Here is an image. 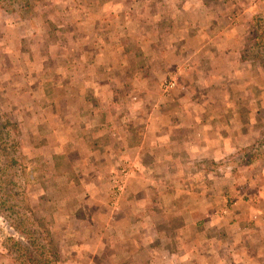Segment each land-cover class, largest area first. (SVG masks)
<instances>
[{
    "label": "rangeland",
    "instance_id": "1",
    "mask_svg": "<svg viewBox=\"0 0 264 264\" xmlns=\"http://www.w3.org/2000/svg\"><path fill=\"white\" fill-rule=\"evenodd\" d=\"M163 1L115 13L102 9L98 0H37L23 16L0 4V138L8 167L0 174V187L6 188L7 196L13 195L8 204L0 201V251L8 254L13 264H68L66 260L83 264V256L78 257L82 253H72L71 246L88 244L89 232L103 227L114 225L129 230L132 221L119 215L147 212V204L142 203L147 200L152 215L159 216L158 225L171 221L168 236L164 237H168L166 245L172 255L178 252L177 239L182 237V264H264V244L251 251L262 256L260 260L249 258L242 250H236L234 257L217 260L222 253L217 249L208 251L210 237L199 231L216 221L215 215L207 219L190 217L185 223L175 213L182 208V212L205 216L220 207L217 216L228 214L236 202H232L228 183L245 175V190L251 192H240L241 184L236 183L237 195L246 200L243 211L249 205L259 207L257 197L250 195L260 188H250L249 181L262 174L264 156L259 162H251L250 158L259 151L264 155V128L259 133L260 145L256 138L255 147L216 162L203 156L182 161V149L177 148H171L172 157L165 168L156 165V158L166 155H155V169L143 165L151 162L146 154L133 162L134 146L149 148H142L148 152L156 146L164 150L167 145L155 132L150 137L142 135V141L130 138L141 127L146 132L149 124L146 117L137 115L139 107L142 112L147 108L133 107V114L130 109L131 89L137 84L141 88L145 77L141 70L138 75L123 74L122 68L150 67L146 52L148 46L156 45L163 51L159 55L165 72L157 73L161 80L153 76L157 78L150 96L159 101H152L154 109H159L161 102L181 98L185 87L182 42L178 41L182 39V27L187 26V16L182 14V0ZM199 1L209 8L206 12L204 7V16L217 19L225 34L244 37L240 49L244 50L253 16L264 14V0ZM109 14L112 25L107 21ZM249 61L264 73V63ZM99 82L106 83V93H110L102 95L101 100L99 90H105ZM119 90L123 93L118 97H127L121 99L126 102L114 98ZM139 101L133 103L140 105ZM129 114L120 121L119 116ZM138 116L146 121L137 126L130 119ZM119 122L127 134L116 138L110 127L116 128ZM173 141L174 145L180 144V138ZM118 163L121 165L116 168ZM210 198L218 201L215 207L208 205ZM16 204L23 206L30 218L24 224L25 230L17 228ZM115 210L119 212L117 219L105 217ZM237 222L235 219L234 224ZM180 230L182 236L178 235ZM129 234H122L123 241ZM107 239L111 246L116 242L113 234ZM124 248L120 247L121 253ZM6 262L0 257L1 264Z\"/></svg>",
    "mask_w": 264,
    "mask_h": 264
},
{
    "label": "crops",
    "instance_id": "2",
    "mask_svg": "<svg viewBox=\"0 0 264 264\" xmlns=\"http://www.w3.org/2000/svg\"><path fill=\"white\" fill-rule=\"evenodd\" d=\"M156 1L158 2V0H125V3H120V0H98V4L104 6L102 8L104 10L109 9L113 12L120 10L121 12L123 8L139 9V7L156 3ZM165 1L168 2V0L163 2ZM164 4L158 3L156 5ZM204 7L207 12L209 8L199 0H193L190 3H185L182 0V14L187 16V26L182 27V39L178 41L182 42V86H185L182 88L181 98H172L167 102H161V107L154 109L152 101L155 103L159 101L153 100L150 96V89L153 90V83L157 78L153 76L155 74L161 80L162 76L157 73L164 74L165 72V68L161 66L163 62L159 55V52L163 53V51L159 49V46H148L146 56L149 58L148 64L150 67L141 66L142 68L139 69L138 66L122 68L121 70L124 71L123 74H132V76L134 74L138 75L141 70L140 74L145 77L141 88H138L137 84L136 89H131L130 109H132L131 114H133L135 110L133 107L143 106V108H147V111L142 112L141 107H139L137 115L140 114L146 117L149 124L145 127L146 132L141 131L143 128L141 127L134 130L135 132L130 135V138H138L142 141V135L150 137L155 132V136L157 134L161 136L160 142L167 145V148H165L167 150H160L162 146H156V149L153 150L154 147H152L148 152L142 150V148L149 149L144 146L141 148L137 145L133 147L131 155H136L133 162L139 160L140 154L151 157L150 163L143 164L147 165L148 169H155V155L158 156L159 154L167 157L156 158L159 163L156 165L165 168L166 163L172 157L171 148L182 149V161L191 158L199 159L203 156L216 162L224 157L227 158L237 154L241 150L245 151L249 146L255 147V139L260 140L261 138L259 133L261 128H264V73L254 69L250 65L251 62L244 59V52L240 50L242 49L244 37L234 38L228 32L225 34L224 28L218 23L217 19L214 20L211 17L204 16L206 13ZM201 8L202 12L200 14ZM111 17L112 15L107 21L112 25ZM151 58L154 60L152 61ZM106 70L109 69L105 68ZM130 81L133 86V77ZM99 84L103 86L100 88L105 90V93L99 90L98 95L101 100L102 95L107 97V94L110 95V93H106V87H108L106 83L99 82ZM83 90L85 89L83 88ZM89 91H91V88H89ZM120 91H117L118 94L114 98L123 101L121 99L127 97L119 98L123 93V91ZM114 93L116 94V91ZM123 95H127V93ZM140 96H144V98L142 99ZM136 100H140V105L133 103ZM84 101L87 103V99L84 98ZM122 107L124 106L119 108ZM125 107L128 106L125 105ZM151 108L152 111H150ZM175 112V116L171 115ZM131 114L119 116L120 121L131 116ZM151 118L152 122H149ZM131 121L138 126L139 123L146 120L140 119L138 116L136 119H130ZM115 127V130L111 127L110 129L116 138H121L127 134L125 132L127 129H122L121 122ZM175 138H180V144H173ZM258 144H261V140L258 141ZM120 149L117 150L118 153H120ZM244 155H247L246 152ZM173 156L178 155L174 154ZM262 156L264 155H260L259 151L258 154H253L250 160L251 162H259ZM120 165L121 163H118L116 168H119ZM245 176L233 179L232 182L228 183L232 202L236 201L234 208L229 210L228 214L217 216L220 207L210 211L205 216L197 212H182V208L181 211L175 212L185 223H188L187 219L190 217L192 219H207L209 215H215L216 221L209 222L207 229H197L200 232L207 233L206 236L210 237L208 239V243H210L208 251L217 249L222 253L217 260L223 257H234L236 250L245 251L249 258L257 260L262 258L260 255H253L251 251L261 248L264 244V179L262 178L264 177V170L262 174L251 177L249 181L250 188H260L257 192H255V188L252 191L253 194L250 195L251 197H257L259 207L253 208L249 205L243 211L242 205H245L246 200L244 197L237 195L239 191L236 183L241 184L240 192L250 191L249 188L245 190ZM213 198H210L211 202H207L210 207H215L218 202ZM198 199L200 200L201 197ZM157 201L161 203L159 199ZM180 202H182V199ZM142 203L147 204V212L133 211L119 215L122 218H130L133 226L129 230L117 228L113 225L103 227L99 231L89 232L91 241L88 244L71 246V252L78 251L82 253L78 254V257L83 256V264H182V237L177 239L179 242L178 252L172 255V251L167 249L166 245L168 237H164L165 234L168 236L171 221L158 225L159 216L152 215L154 212L148 208L151 204L150 200L142 201ZM164 203L167 204V202ZM199 204L201 205V203ZM118 213L116 210L111 211L106 213L105 217L110 219L116 217L117 219ZM111 214L115 216H111ZM235 219H238L236 224H234ZM105 223L107 224V221ZM99 232L101 237L98 241V239L96 240V234ZM124 232L130 234L125 235V237H128L123 241L124 236L122 237V234ZM110 234H113L114 240H116L112 246L109 239L106 240ZM159 235L162 237L158 242L156 237H160ZM178 235L182 236V230L178 231ZM114 246L119 249L114 248ZM121 246H125L122 253ZM130 249L131 252H129ZM117 251L120 253L116 255ZM0 257L7 261L6 264H13L12 259L5 252L0 251ZM66 262L76 264L74 260H66Z\"/></svg>",
    "mask_w": 264,
    "mask_h": 264
},
{
    "label": "trees",
    "instance_id": "3",
    "mask_svg": "<svg viewBox=\"0 0 264 264\" xmlns=\"http://www.w3.org/2000/svg\"><path fill=\"white\" fill-rule=\"evenodd\" d=\"M37 0H0V4L5 6L8 11H13L23 16L24 13H27ZM217 1V0H212ZM228 1V0H225ZM11 5L12 8L10 7ZM15 5V6H14ZM250 41V42H249ZM244 52V59L245 60H253V61H261L264 63V14H256L252 18V22L250 25V35L249 40L243 50ZM2 138H0V158H1V165H0V174L8 170L6 165V151L2 146L3 142H1ZM262 141V140H261ZM2 185H6L5 183H1ZM20 192H18L19 194ZM16 194V195H18ZM13 195L7 196L6 188L0 187V201L3 203V200L8 204L9 201H12L10 198ZM18 207V211L16 213L19 214L18 220L19 225L17 228L19 230H25L24 224L26 221L29 222L30 218L27 216L26 209L16 204ZM26 219V220H25ZM15 221V220H14ZM16 222V221H15ZM27 230V229H26Z\"/></svg>",
    "mask_w": 264,
    "mask_h": 264
}]
</instances>
